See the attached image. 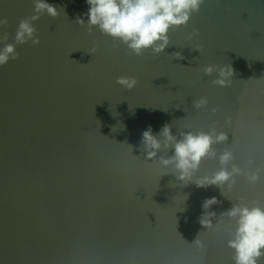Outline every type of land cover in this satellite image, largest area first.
Returning <instances> with one entry per match:
<instances>
[{"label":"water","instance_id":"95a60500","mask_svg":"<svg viewBox=\"0 0 264 264\" xmlns=\"http://www.w3.org/2000/svg\"><path fill=\"white\" fill-rule=\"evenodd\" d=\"M46 2L58 16L33 22L39 44H15L18 58L0 66V264H232L233 222L206 230L197 221L213 196L217 214L241 197L264 207V0H204L168 32L163 52L141 56L75 23L87 20L86 0ZM33 14V0H0L7 43ZM229 64L227 87L212 83L217 71L203 72ZM119 76L136 86L118 85ZM201 97L207 105L197 109ZM165 123L177 139L226 133L197 176L218 170L228 150L242 171L260 170L259 181L238 176L224 195L182 187L158 162L172 150L149 160L140 144L148 125L156 134ZM198 233L202 248L192 243Z\"/></svg>","mask_w":264,"mask_h":264},{"label":"clouds","instance_id":"9594fccd","mask_svg":"<svg viewBox=\"0 0 264 264\" xmlns=\"http://www.w3.org/2000/svg\"><path fill=\"white\" fill-rule=\"evenodd\" d=\"M203 2L204 0H86L88 8L83 15L87 20L77 16L75 23L80 26L86 24L89 34L95 27L101 34L125 45L136 56H141L149 49L152 54H159L169 45L168 32L186 25L192 14L199 11ZM33 12V15L19 21L14 44L6 42L9 35L7 31L0 33V42L4 45L0 48V66L18 58L15 44H24L28 41L33 45L39 44L33 22L42 14L52 18L58 16L56 6L47 3L46 0H33ZM7 26V18H0V28ZM195 35L198 33L193 30L188 39L191 40ZM94 51L93 48L92 52ZM172 55L181 58L180 53ZM213 71H217L218 77L212 81L214 85L227 87L231 84L230 77L234 75V70L230 64L219 69L213 65L203 68L206 75H211ZM115 82L128 90L137 84L136 78L130 76H119ZM205 105L207 100L203 97L193 102L197 109ZM226 140V133L217 132L214 128L207 132H181L180 138L177 139L171 132V126L165 123L156 134L153 133L151 125H148L141 133L140 144L146 159L149 160L156 159L157 152L162 149L172 150L170 156L160 155L158 162L164 168L171 167L182 187L189 183L204 189L216 186L224 195L234 188L238 176L243 175L251 185H255L260 179V170L242 171L239 166L232 163L234 156L228 150L219 154L218 170L211 175H196L203 160L217 158L213 145ZM183 197L186 202L189 194L185 193ZM219 203L215 196L205 198L201 203L202 213L197 222L206 230H219V222L225 218L233 222V227L225 228L230 236L226 243L233 252L232 264H259L264 258V207L258 206L255 202L246 203L241 197L228 210L219 214L210 210L213 205ZM214 220L216 223H213ZM192 243L198 248L203 247L200 233Z\"/></svg>","mask_w":264,"mask_h":264}]
</instances>
